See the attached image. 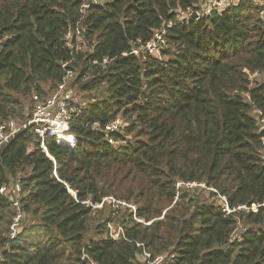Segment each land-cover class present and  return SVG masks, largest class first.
<instances>
[{
    "label": "trees",
    "instance_id": "1",
    "mask_svg": "<svg viewBox=\"0 0 264 264\" xmlns=\"http://www.w3.org/2000/svg\"><path fill=\"white\" fill-rule=\"evenodd\" d=\"M198 3L0 0V123L25 120L69 70L88 100L71 118L74 147L47 138L54 159L31 128L0 146V187L20 183L24 215L12 237L17 209L0 193V264H141L144 251L161 264H264V78L252 80L264 75V0L179 20ZM78 25L91 50L66 46ZM161 29L159 55L130 53ZM107 196L152 223L84 203Z\"/></svg>",
    "mask_w": 264,
    "mask_h": 264
},
{
    "label": "built area",
    "instance_id": "2",
    "mask_svg": "<svg viewBox=\"0 0 264 264\" xmlns=\"http://www.w3.org/2000/svg\"><path fill=\"white\" fill-rule=\"evenodd\" d=\"M91 1L97 2V0ZM237 1L238 0H199V7L196 9H188L185 12H181L179 15V20L187 21L188 19L193 18L192 15L194 13H197V18H199L205 14H210L215 10L221 12L232 3H236ZM88 6V3H84L81 11L84 12L85 8H87ZM165 37V29L157 30L154 33V37L145 45L141 43L133 45L130 53L137 56L145 55L146 53L159 55L163 48L167 46V40ZM65 41L66 46L71 48L72 50L76 49L77 51H85V49H92V47L88 48L87 41L82 35V27L80 25H78L75 29H70L67 32ZM107 61L108 59L105 58L104 62ZM68 63L69 62H64L63 67H66ZM75 75L76 73L74 71L69 70L64 77V80L58 85L53 93L48 94L45 98L40 100H38L37 96H34V98L37 99V103L35 104L32 113L25 120L17 121L15 119H9L5 122L0 123V146L8 143L21 130L31 128L40 141V147L42 151L52 159L54 158L49 153L47 138H52L57 144L74 147L78 142V138L74 133L71 132V118L73 114L81 113L83 109L82 107L86 104L80 103L77 100L78 94L72 85V81ZM260 75L262 74H254L252 76V80H257L258 76ZM262 122H264V120H262ZM123 123L124 122L121 118H117L107 126V138H109L110 143L116 144L110 137V135L114 131H118L123 126ZM262 155L264 157V150L262 152ZM181 184L182 183H178V186H180ZM186 185L192 187L196 184L188 183ZM0 193L8 197L17 209L16 215L14 217V222L11 225V236L15 237L17 235L18 226L24 219L19 201V198L22 195V187L19 182L13 183L10 186L4 185L0 187ZM84 203L91 205L94 209L102 208L104 204H110L113 205V207H128L133 212V217L135 220H137L138 222L146 223L148 225L152 223V221L145 222L142 218L138 217L137 206L135 204L118 200L113 196L105 197L99 204H93L90 200L84 201ZM239 208H252L256 210L257 205H253V207H247L246 205H244ZM225 210L228 213L232 212V210L227 205L226 200ZM107 232L113 240H118L122 237H125L124 228L121 225H116L112 221L108 222L107 224ZM138 245L141 244L138 243ZM141 256L145 259V262L147 264H161L164 259V255L153 257L152 254L148 251H144Z\"/></svg>",
    "mask_w": 264,
    "mask_h": 264
},
{
    "label": "rangeland",
    "instance_id": "3",
    "mask_svg": "<svg viewBox=\"0 0 264 264\" xmlns=\"http://www.w3.org/2000/svg\"><path fill=\"white\" fill-rule=\"evenodd\" d=\"M256 1H259V0H256ZM264 78V75H260V76H258V79L257 80H262ZM77 100L80 102V103H87L88 102V100H86L85 99V97L82 95V94H78V96H77ZM24 106L26 107V109H25V111H27V107H28V104L27 103H24ZM15 120H17V121H22V120H20V119H15ZM94 228V227H93ZM139 261H140V263L142 264V263H144V261H145V259L141 256L140 258H139Z\"/></svg>",
    "mask_w": 264,
    "mask_h": 264
},
{
    "label": "water",
    "instance_id": "4",
    "mask_svg": "<svg viewBox=\"0 0 264 264\" xmlns=\"http://www.w3.org/2000/svg\"><path fill=\"white\" fill-rule=\"evenodd\" d=\"M192 16L193 18H197V13H194ZM260 132L264 136V125L260 127Z\"/></svg>",
    "mask_w": 264,
    "mask_h": 264
},
{
    "label": "bare ground",
    "instance_id": "5",
    "mask_svg": "<svg viewBox=\"0 0 264 264\" xmlns=\"http://www.w3.org/2000/svg\"><path fill=\"white\" fill-rule=\"evenodd\" d=\"M113 221V220H112ZM115 224H116V222H115Z\"/></svg>",
    "mask_w": 264,
    "mask_h": 264
}]
</instances>
